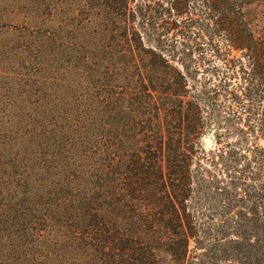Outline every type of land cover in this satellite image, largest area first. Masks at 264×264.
<instances>
[{
	"label": "trees",
	"instance_id": "obj_1",
	"mask_svg": "<svg viewBox=\"0 0 264 264\" xmlns=\"http://www.w3.org/2000/svg\"><path fill=\"white\" fill-rule=\"evenodd\" d=\"M23 3L0 0V264H264V0Z\"/></svg>",
	"mask_w": 264,
	"mask_h": 264
},
{
	"label": "rangeland",
	"instance_id": "obj_2",
	"mask_svg": "<svg viewBox=\"0 0 264 264\" xmlns=\"http://www.w3.org/2000/svg\"><path fill=\"white\" fill-rule=\"evenodd\" d=\"M11 1L12 2L16 1L20 5L22 4V6H23L22 8H24L26 6L25 3H23V0H15V1L11 0ZM31 1L33 2L32 4L36 6L40 0H31ZM237 59L243 60L239 56H237L235 58L230 56L227 60H221L220 61V60L214 59L213 57L208 56L209 62L207 64L208 65L214 64L215 66L222 68L223 72L225 73L226 71H228L229 65H234V64H237L239 62V60H237ZM226 104H227V102H224V105H226ZM205 138L202 141L204 144V147H205ZM213 144H214V142H213ZM207 149H209V148H207ZM190 200H191V205H192L191 208L193 210H195L197 220H199L201 222V224L203 225V228L208 226V225H213L215 223V220H218V218H217L218 214H216V212L212 209V207H210V204H208V202H207V200H205V198L194 193V195L190 198ZM216 239H217V237L215 235V232L210 234V240L213 241ZM210 256H211V254H209L207 256L208 260H209Z\"/></svg>",
	"mask_w": 264,
	"mask_h": 264
},
{
	"label": "water",
	"instance_id": "obj_3",
	"mask_svg": "<svg viewBox=\"0 0 264 264\" xmlns=\"http://www.w3.org/2000/svg\"><path fill=\"white\" fill-rule=\"evenodd\" d=\"M213 146V140H212V137L210 135H208L206 138H205V147L206 148H212Z\"/></svg>",
	"mask_w": 264,
	"mask_h": 264
}]
</instances>
